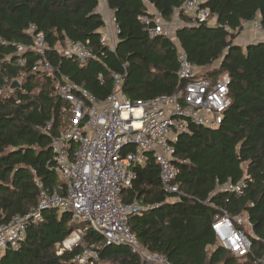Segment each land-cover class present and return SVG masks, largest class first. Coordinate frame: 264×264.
Segmentation results:
<instances>
[{"label":"trees","instance_id":"1","mask_svg":"<svg viewBox=\"0 0 264 264\" xmlns=\"http://www.w3.org/2000/svg\"><path fill=\"white\" fill-rule=\"evenodd\" d=\"M147 1L169 21L182 0H105L119 27L115 50L99 44L103 18L99 0H0V225L37 209L40 193H65L50 150V135L64 129L67 105L56 94L59 76L104 100L114 73L123 76L122 93L132 102L170 96L179 90L176 49L165 37L149 38L138 17ZM214 26L183 28L176 38L198 74L229 77V106L215 128L188 125L173 143L176 183L183 194L172 200L160 183L151 158L133 167L135 176L123 191L122 203L145 208L127 219L130 232L149 253L171 264H252L264 256V42H236L242 22L257 17L264 25V0H204ZM31 26L35 32H29ZM227 28V29H226ZM42 33L49 44L46 58L55 74L33 70L39 57L16 56L13 44H30ZM66 41L88 46L96 55L80 67L55 49ZM23 58L25 64L17 65ZM218 68H215L216 65ZM203 71V70H202ZM22 76V77H21ZM18 81L19 89H10ZM4 90V93H1ZM50 124L48 134L40 128ZM244 182L240 195L216 191L219 185ZM41 186V190L36 185ZM227 212L248 217L251 253L235 258L215 243L213 216ZM66 212L45 210L40 222L29 221L16 249L0 256V264H141L130 247L106 245L92 230L70 249L63 243L79 228ZM87 249L97 255L77 259Z\"/></svg>","mask_w":264,"mask_h":264},{"label":"built area","instance_id":"2","mask_svg":"<svg viewBox=\"0 0 264 264\" xmlns=\"http://www.w3.org/2000/svg\"><path fill=\"white\" fill-rule=\"evenodd\" d=\"M203 3L204 0H182L178 7L173 8L172 19L166 21L157 9L145 1V14L138 20L144 25L149 38H169L183 28L211 25V13ZM102 15L104 23L99 29V44L114 51L119 27L112 12ZM242 26H248L256 35L252 43L264 42V25L260 18L244 21ZM35 30L31 26L29 32ZM13 46L18 57L27 52L39 57L33 70L49 76L55 74V68L46 58L49 44L42 33H34L30 44ZM55 49L80 67L96 58L88 46L79 42L66 41ZM176 60L181 83L179 90L170 96H158L147 101H130L121 91L123 76L117 73L111 75V93L101 101L68 77L59 76L55 84L56 94L67 105L71 119L58 134L50 135L49 145L56 172L63 180L66 191L60 194L42 190L34 212L15 216L0 225V256L8 249H16L23 241L29 221L38 223L43 211L56 210L68 213L71 221L80 225L71 234L74 236L73 246L81 241L82 233L92 230L102 236L106 245L129 246L141 264H171L163 256L143 249L130 232L128 217L141 213L145 208L135 202L122 203L123 191L130 187L135 176L133 167L144 164L151 156L158 167L162 189L172 195V200L179 201L183 194L176 183L173 143L187 131L190 123L215 128L230 104L227 74L212 79L199 76L181 49L177 50ZM24 64L23 58L17 60L18 66ZM4 92L1 90V93ZM51 127L48 124L40 130L49 135ZM36 185L41 190V186ZM244 187V182H228L219 185L216 191L240 195ZM245 226L251 227L243 213L234 217L225 211L216 214L211 223L216 245L236 258L249 255L251 243ZM89 258L97 259L91 249L77 259L80 263H87ZM253 264H264V256Z\"/></svg>","mask_w":264,"mask_h":264},{"label":"crops","instance_id":"3","mask_svg":"<svg viewBox=\"0 0 264 264\" xmlns=\"http://www.w3.org/2000/svg\"><path fill=\"white\" fill-rule=\"evenodd\" d=\"M97 11H98V13L102 16V18H103V13H109V9H108V7H107V5H106V2H105V0H99V5H98V8H97ZM111 12V11H110ZM259 18V17H258ZM210 23H211V25H209V26H214V24H215V20H214V18H212V20L210 21ZM179 31V30H178ZM177 31V32H178ZM177 32H175V33H173L169 38H167L173 45H174V47H175V49H176V53H177V50L178 49H181L182 50V48H181V46H180V44H179V42H178V40H177V38H176V34H177ZM257 37H256V35L251 31V29L248 27V26H243V30L240 32V34L237 36V38H236V42H238L239 44L241 43L242 45H247V44H249L250 42H254L255 41V39H256ZM264 39V38H263ZM116 44H117V42H116ZM116 46V45H115ZM115 50V49H114ZM183 51V50H182ZM184 52V51H183ZM189 62V61H188ZM190 63V62H189ZM191 64V63H190ZM194 66V65H193ZM195 67V66H194ZM196 68V72H201L202 70H204V69H201V68H197V67H195ZM203 75H204V73H203ZM158 97V96H157ZM99 101H101V100H99ZM143 165V164H142ZM79 228H80V225H79ZM78 228V229H79ZM244 228H246V232L248 233V234H250V235H252V232H251V230H250V228L249 227H247V226H245ZM76 231V230H75ZM72 234V233H71ZM236 258V257H235ZM253 264V263H252Z\"/></svg>","mask_w":264,"mask_h":264},{"label":"rangeland","instance_id":"4","mask_svg":"<svg viewBox=\"0 0 264 264\" xmlns=\"http://www.w3.org/2000/svg\"><path fill=\"white\" fill-rule=\"evenodd\" d=\"M241 44V43H240ZM242 45V44H241ZM242 46H244V45H242ZM216 65V67L215 68H218V66H217V64H215ZM201 73H205V70H203V71H201V72H199L198 74H200L201 75ZM66 117L68 118H70L71 117V114L69 113V114H66ZM76 225H78V224H76ZM245 230H246V228H244ZM243 229V230H244ZM81 237V236H80ZM74 238V236H72V235H70L68 238H67V240L63 243V245H62V247L63 248H71L73 245L72 244H74V243H72V239ZM78 240L79 239H77L75 242L77 243L78 242Z\"/></svg>","mask_w":264,"mask_h":264},{"label":"water","instance_id":"5","mask_svg":"<svg viewBox=\"0 0 264 264\" xmlns=\"http://www.w3.org/2000/svg\"><path fill=\"white\" fill-rule=\"evenodd\" d=\"M20 87V84L16 81H14L12 84H11V89H19Z\"/></svg>","mask_w":264,"mask_h":264}]
</instances>
